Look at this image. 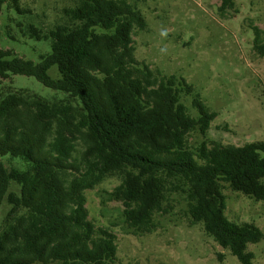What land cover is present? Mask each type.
<instances>
[{
	"label": "trees",
	"instance_id": "obj_1",
	"mask_svg": "<svg viewBox=\"0 0 264 264\" xmlns=\"http://www.w3.org/2000/svg\"><path fill=\"white\" fill-rule=\"evenodd\" d=\"M20 1L0 0V11L7 5L29 13ZM74 1L62 10L65 23L46 31L27 26L28 38L49 43L39 61L0 49V79L33 77L63 95L0 93V205H9L0 264H115V235L88 219L84 194L109 177L119 183L102 203L121 204L130 234L154 232V215L168 213L176 194L190 225L200 224L239 264H253L247 244L264 234L227 218L223 190L264 201V141L203 139L192 149L189 136H205L216 113L194 95L198 115L190 116L180 93L192 87L136 60L133 34L146 27L141 12L125 0ZM217 11L236 12L234 0H219ZM252 30L253 52L263 56L264 29Z\"/></svg>",
	"mask_w": 264,
	"mask_h": 264
},
{
	"label": "rangeland",
	"instance_id": "obj_2",
	"mask_svg": "<svg viewBox=\"0 0 264 264\" xmlns=\"http://www.w3.org/2000/svg\"><path fill=\"white\" fill-rule=\"evenodd\" d=\"M125 1L139 10L146 22L145 29L133 34L136 60L162 76L183 78L192 87L191 93H180L190 116L198 115L191 104L194 95L216 113L205 136L196 132L189 136V146L193 149L203 139L236 146L264 141V55L258 56L252 49V27L264 29V0H234L236 12L223 16L217 11L219 0ZM20 4L30 12L19 14L7 5L0 11V49L37 62L49 51V43L28 38L27 26L46 31L65 23L62 10L75 1L21 0ZM49 75L57 76L55 66ZM20 89L46 99L63 97L33 77L11 75L0 79V93ZM3 161L6 166H20L17 160ZM118 183V179L109 177L84 193L88 219L115 235V264H239L200 224L190 225L185 202L176 194L170 195L168 213L154 215V232L130 234L122 220L121 204L102 203L103 192ZM223 193L227 218L253 223L264 234V201L228 188ZM8 209L3 200L0 229ZM246 250L253 253V264H264V238L247 244ZM218 253L222 254L221 261Z\"/></svg>",
	"mask_w": 264,
	"mask_h": 264
}]
</instances>
